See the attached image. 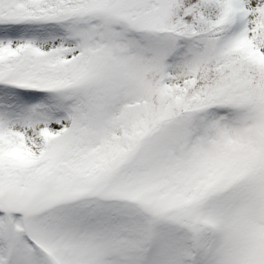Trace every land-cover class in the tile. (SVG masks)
Returning a JSON list of instances; mask_svg holds the SVG:
<instances>
[{
	"label": "snow or ice",
	"instance_id": "6c2138e0",
	"mask_svg": "<svg viewBox=\"0 0 264 264\" xmlns=\"http://www.w3.org/2000/svg\"><path fill=\"white\" fill-rule=\"evenodd\" d=\"M0 264H264V0H0Z\"/></svg>",
	"mask_w": 264,
	"mask_h": 264
}]
</instances>
